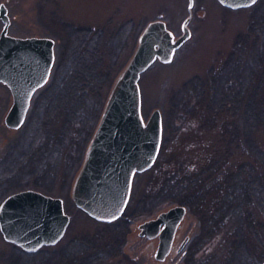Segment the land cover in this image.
<instances>
[{
	"label": "rangeland",
	"instance_id": "1",
	"mask_svg": "<svg viewBox=\"0 0 264 264\" xmlns=\"http://www.w3.org/2000/svg\"><path fill=\"white\" fill-rule=\"evenodd\" d=\"M0 2H5L9 6L12 17L9 28L11 34L50 36L55 39V62L48 81L56 78L60 69L65 66L71 37L75 33L83 34V42L94 44L104 57L103 73L108 72V75L105 78L103 95L107 98L117 78L130 61L147 23L161 17L167 21L175 35H179L182 31L181 24L190 13L189 0H0ZM191 12L189 22L191 36L175 51L172 61L166 63L156 60L142 73L139 80L141 113L145 121L155 108L162 111V141L154 164L146 171L136 172L133 176L130 197L124 210L127 220L116 221L128 222V226L120 239L122 251L119 254L113 252L112 258L109 259L113 264H129L128 255L139 264H185L186 248L190 249L196 260L209 262V259L211 261L214 256L223 252L221 243L233 223L224 222L219 232L207 234L202 228L201 214L196 210L191 211L186 205L187 213L179 229L180 239L176 241V248L187 234L190 235V243H187L181 253H172L163 261L154 257L158 238L149 239L139 235L140 222L155 217L159 212L179 203L169 194L161 198L157 196L156 200L150 199L147 205H144L143 200H149L151 195L158 194L156 192L172 172L182 171L193 162H204L217 151L220 154L225 145L218 130L199 132V129H195L197 126L186 121L190 115L185 111L183 104L187 102L194 86H198L195 83L199 80L205 81L211 69L218 67L233 51L238 35L249 29L252 9L250 7L232 9L219 0H194ZM2 26L3 22L0 19V31ZM75 39L77 41L78 38ZM44 86L34 93L23 125L19 128H10L5 123V116L13 102V96L8 85L0 81V174H3L5 180L9 178L11 184L3 183V187L0 188V191L2 190L0 204L10 193L26 188L62 197L65 210L71 219L63 237L51 245H58L56 247L61 249L59 251L62 254L67 252L68 256L71 254L73 260H76V256L80 257L81 263L83 256L91 258L90 251L83 248L79 253L74 246L83 242L91 245V241L103 239V233L110 231L100 223L105 221L90 216L79 208L73 199L72 188L80 161L79 158L76 163L74 158L78 156L77 150H81L82 147L75 146L76 149L72 151L74 137L71 139L69 137L71 134L68 136L66 133L69 128L62 131V115H56L48 124L50 127H47L50 132L51 130L57 134L60 132L58 137L61 141L55 139L47 150L42 149L41 155L34 156L32 162L21 154L20 161H16L20 158L16 155L27 148L32 134L28 133V130L39 114L41 90ZM39 129L44 131V128ZM85 135L86 133L83 134ZM256 139L260 150L251 147L250 140L245 141V149L240 147L236 154L232 153L229 156L227 163L231 169L236 170L247 159L260 168L264 167V158L260 156V152H264V129L258 132ZM37 140L40 141V145L44 141L40 135L37 136ZM245 167L248 168V165ZM218 174L224 175L221 169ZM173 183L171 180L170 184L174 185ZM218 188L220 187H215V191H224ZM213 195L206 193L205 202L200 207L214 210L217 199ZM253 212L252 222L255 223L256 229L246 226L247 224L245 227L243 225V228L248 243L252 245L250 247L252 260L256 261V264H261L264 260L261 259L264 255V231L259 229L258 224L264 223V212ZM21 253L22 248L7 241L0 229V264H13L15 255ZM74 253L77 255H72ZM51 256L58 259L61 255L54 253ZM105 259L107 258H104L105 262L101 260L103 263L100 264H111Z\"/></svg>",
	"mask_w": 264,
	"mask_h": 264
},
{
	"label": "trees",
	"instance_id": "2",
	"mask_svg": "<svg viewBox=\"0 0 264 264\" xmlns=\"http://www.w3.org/2000/svg\"><path fill=\"white\" fill-rule=\"evenodd\" d=\"M250 8L252 14L249 29L238 35L233 51L218 67L211 69L205 81L199 80L195 83L198 86L192 85L194 90L183 104L190 115L186 121L197 126L195 129H199V132H212L215 129L221 132L224 148L220 154L217 151L204 162H193L182 171L172 172L156 192L158 194L151 195L149 200H143L144 205H147L153 198L156 200L157 196L161 198L169 194L179 203L187 205L191 211L196 210L201 214L202 228L207 234L219 232L224 222H233L221 243V255L214 256L209 262L198 261L190 253V249L186 248L185 264H256L250 256L252 245L245 237L243 225L256 229L252 222L253 211L264 212V167L260 168L248 159L239 167L236 165V170L231 169L227 163L232 153L236 154L240 147L245 149V141L250 140L251 147L259 151L256 138L258 132L264 129V0H258ZM75 37L78 38L77 41ZM83 37L80 33L71 37L65 66L41 90L39 114L35 117L33 126H30L31 129H27L28 133H32L27 148L19 152L17 157L21 154L32 162V158L41 155L42 149L47 150L55 139L61 141L58 137L60 132L57 134L47 129L52 119L60 114L63 117L62 131L69 128L70 133L68 130L66 133L68 136L71 134V139L74 137L72 151L76 149L75 146L82 147L77 150L78 156L74 158L76 163L80 158L79 170L89 139L106 103L107 97L103 93L108 75V72L103 73V55L94 44L83 42ZM39 128H44V131ZM80 131L86 135L83 136ZM38 135L41 140L44 139L41 145L37 140ZM260 156L264 158L263 151ZM21 158L20 156L16 161ZM220 169L223 176L218 174ZM3 179V174H0V188L3 183L11 185L9 178ZM171 180L174 185L170 184ZM218 186L219 190L224 191H215L214 188ZM206 193L214 194L217 199L214 210L200 207L205 202ZM120 220H127L125 212L114 222H100L110 231L103 233V239L91 241V245L83 242L74 246L79 253L83 248L90 251L91 258L83 256L81 263L78 256L73 260L71 254H62L59 251L61 249L56 247L58 245H45L36 252L22 249V253L13 258V264H100L105 262L104 258L109 261L113 252L119 254L122 251L120 239L122 233L127 231L128 222H116ZM258 226L264 231L263 222H259ZM54 253L61 256L54 259L51 256ZM127 257L129 264H139L136 259L129 255ZM263 258L264 255L261 256Z\"/></svg>",
	"mask_w": 264,
	"mask_h": 264
},
{
	"label": "water",
	"instance_id": "3",
	"mask_svg": "<svg viewBox=\"0 0 264 264\" xmlns=\"http://www.w3.org/2000/svg\"><path fill=\"white\" fill-rule=\"evenodd\" d=\"M239 9L252 0H219ZM194 0H189V15L175 35L163 18L147 23L125 69L117 78L102 115L87 147L75 178L72 196L76 205L100 221H114L127 206L136 172L155 162L162 141V111L155 108L145 121L141 113L139 80L156 60L172 61L175 51L191 36L189 22ZM0 81L7 84L13 102L5 116L10 128L26 120L34 93L48 81L55 62V39L50 36H19L9 33L8 6L0 2ZM187 206L174 204L155 217L138 224L139 235L158 238L154 257L165 260L174 246ZM71 216L60 196L26 188L10 193L0 204V229L4 238L28 252L57 243L65 234ZM190 239L187 234L177 247L181 251ZM261 264H264V260Z\"/></svg>",
	"mask_w": 264,
	"mask_h": 264
},
{
	"label": "flooded vegetation",
	"instance_id": "4",
	"mask_svg": "<svg viewBox=\"0 0 264 264\" xmlns=\"http://www.w3.org/2000/svg\"><path fill=\"white\" fill-rule=\"evenodd\" d=\"M9 11H10V10H9V6H8V13H9L10 18H11V20H12V17H11V14H10ZM37 36H41V35H37ZM180 227H181V226H180ZM180 227H179L178 230H177V234H178V236H176V240H175L174 246H173L172 251H171V253H170L169 255H171L172 253H173V254H176V253H181V252H182V250L178 252V251H177V248H176V241H177L178 238L180 239V235H179V229H180ZM181 240H182V239H181Z\"/></svg>",
	"mask_w": 264,
	"mask_h": 264
},
{
	"label": "snow or ice",
	"instance_id": "5",
	"mask_svg": "<svg viewBox=\"0 0 264 264\" xmlns=\"http://www.w3.org/2000/svg\"><path fill=\"white\" fill-rule=\"evenodd\" d=\"M252 2L254 3V2H255V0H252Z\"/></svg>",
	"mask_w": 264,
	"mask_h": 264
}]
</instances>
